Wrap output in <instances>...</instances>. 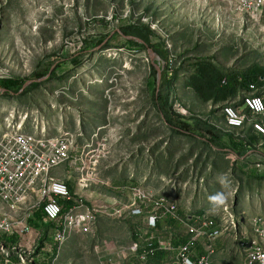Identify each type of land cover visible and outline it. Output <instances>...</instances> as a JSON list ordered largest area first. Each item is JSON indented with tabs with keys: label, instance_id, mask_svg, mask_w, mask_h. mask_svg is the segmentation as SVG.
I'll use <instances>...</instances> for the list:
<instances>
[{
	"label": "rangeland",
	"instance_id": "rangeland-1",
	"mask_svg": "<svg viewBox=\"0 0 264 264\" xmlns=\"http://www.w3.org/2000/svg\"><path fill=\"white\" fill-rule=\"evenodd\" d=\"M245 20L235 8L212 0H0V81L38 84L8 95L0 87V137L17 131L73 139L82 150L79 157L94 168L85 170L94 181L80 193L109 197L111 207L127 200L126 187L139 186L170 197L183 214L264 215V155L257 153H264V144L245 147L255 137L250 128L245 138L232 134L224 139L228 148L253 152L236 156L224 146L175 133L154 104L158 76L152 54L143 40L131 43L119 34L130 25L150 28L148 41L169 52L168 60L158 53L154 60L162 70L159 90H166L173 110L222 124L219 109L241 105L242 88L226 101L206 102L188 82L195 64L210 62L226 75L261 71L264 92V10L259 23ZM59 169L79 175L69 164ZM218 192L227 200L213 214L209 197ZM131 227L130 221L102 217L96 237L68 241L60 264H97L95 245H127ZM216 260L244 264L227 236L217 245Z\"/></svg>",
	"mask_w": 264,
	"mask_h": 264
},
{
	"label": "built area",
	"instance_id": "built-area-1",
	"mask_svg": "<svg viewBox=\"0 0 264 264\" xmlns=\"http://www.w3.org/2000/svg\"><path fill=\"white\" fill-rule=\"evenodd\" d=\"M212 1L235 8L246 24L259 23L264 10V0ZM240 96L241 105L226 103L219 109L223 123L213 126L242 138L250 127L264 138V94L250 83ZM81 152L69 137L49 139L17 131L0 137V264H60L68 241L75 235L96 237L102 217L130 221L132 235L127 245H95L97 264H217V245L224 236L233 238L244 264H264L262 216L183 214L170 197L139 186L126 187L127 200H116L112 207L81 202L80 210L64 212L74 195L53 172L69 164L79 174L77 186L88 188L94 179L84 173L94 168L86 166ZM41 209L44 218L33 226L31 220Z\"/></svg>",
	"mask_w": 264,
	"mask_h": 264
},
{
	"label": "trees",
	"instance_id": "trees-1",
	"mask_svg": "<svg viewBox=\"0 0 264 264\" xmlns=\"http://www.w3.org/2000/svg\"><path fill=\"white\" fill-rule=\"evenodd\" d=\"M120 31L124 36H133L135 38L143 40L145 45L149 48H152L155 53L160 54L166 60L169 59L168 50L160 49L158 45L152 44L148 41V37L152 31L147 26L130 25L120 28ZM129 41L131 43H134L133 40ZM103 42L104 40L100 43V45ZM86 48L87 44H84L83 49ZM72 57V60L76 62V58L74 56ZM58 67L59 65H57L56 68L52 71V75ZM194 68L196 69V72L189 80L188 86L193 87L206 102H209L211 100H216V102L219 100L226 101L229 98L236 97L240 89L242 88L243 90L245 89V87L247 88L250 83H255L257 85L260 84L261 77L263 75V73L259 70L249 71L242 77L238 73L226 75L210 62L197 63L195 64ZM153 72L157 75V70L154 67ZM164 74L166 75V71H164ZM175 77L176 76H174L173 78ZM24 83L25 82H21L20 80H3L0 81V87L5 90L3 94L11 93L12 91L18 94L22 90ZM37 85L38 84L36 82H33L30 87L24 89L22 92L29 90L31 87H36ZM156 91L157 89H155L154 91V104L163 117L165 123L175 133L187 135L190 137H198L204 142L208 143L211 147L216 149H222V147L224 146L226 150L233 152L237 156L246 155L245 151L242 154L237 152L233 148H228L227 145L224 144V138L228 136L227 133L222 132L200 117H184L183 115L173 110L166 90H160L158 93H156ZM249 143L250 145H252L251 141H249ZM72 206L73 203L69 202L64 212H68L72 208ZM43 215V210H38L35 213L34 219L31 220V224L37 226V221L42 219Z\"/></svg>",
	"mask_w": 264,
	"mask_h": 264
},
{
	"label": "crops",
	"instance_id": "crops-1",
	"mask_svg": "<svg viewBox=\"0 0 264 264\" xmlns=\"http://www.w3.org/2000/svg\"><path fill=\"white\" fill-rule=\"evenodd\" d=\"M244 90V89H243ZM240 94H241V91H240ZM263 94H264V92H263ZM211 125H213V123H210ZM248 128H250V127H248ZM251 130H252V128H250ZM247 130V129H246ZM253 131V130H252ZM246 132V131H245ZM253 133H254V136L255 137H253V136H251V137H249L248 138V141H251V143H252V145H250V143H249V145H248V143H246V145H245V147H247V148H249V147H256V148H259L260 146H262L263 144H264V138H262L260 135H258L256 132H254L253 131ZM228 136L227 137H230L232 134L231 133H228L227 134ZM233 137H234V135H233ZM256 137H258V138H260L261 140H262V144L261 143H259V144H257L256 142H257V140H256ZM226 138V137H225ZM224 138V139H225ZM250 139V140H249ZM241 148L243 149V146H241ZM229 151V150H228ZM237 151V150H236ZM246 152V155L248 154V152H249V154H253V152H251V151H246V150H243V152ZM231 152V151H230ZM238 152V151H237ZM233 153V152H232ZM257 153H259V154H262V155H264V153L262 152V151H258ZM234 154V153H233ZM235 155V154H234ZM245 155V156H246ZM237 156V155H236ZM60 168V167H59ZM59 168H57L58 169V171L55 173L56 174V178H58V179H61V180H64L66 183H67V185H68V187H69V189H70V191H72V194L74 195V199L73 200H71V201H69V202H72L73 203V206H72V208L73 207H75V208H78V206L80 205V203L81 202H83L85 205H87V206H93V205H100V204H104V203H109V201L111 200H109V197H106V196H104V195H97V194H95V193H92V194H89V198L87 199V197L86 198H84V194H82V193H80V191L81 190H87L88 188H85V189H83V188H79L78 186H77V183H76V177H74V178H72L73 176L70 174V173H72V172H68V174H66L65 173V170H63V169H59ZM71 168H73L74 169V171H75V168L74 167H71ZM75 173V172H74ZM73 179V180H72ZM113 199V198H112ZM121 199V198H120ZM113 200H115V199H113ZM118 200V199H117ZM69 202H67V205H68V203ZM81 208H78V210H80ZM181 211V210H180ZM187 212H199V211H191V210H189V211H187ZM182 213V212H181ZM262 217H264V215H261ZM253 217H260V216H253ZM43 218H44V215H43V217H42V219H40V220H43ZM247 218V217H246ZM248 218H250V217H248ZM40 220H38V221H40ZM37 221V222H38ZM34 226V225H33ZM219 244H220V242H219Z\"/></svg>",
	"mask_w": 264,
	"mask_h": 264
},
{
	"label": "water",
	"instance_id": "water-1",
	"mask_svg": "<svg viewBox=\"0 0 264 264\" xmlns=\"http://www.w3.org/2000/svg\"><path fill=\"white\" fill-rule=\"evenodd\" d=\"M119 34L122 35V32L119 31ZM122 36L125 37L128 40H138V41L142 42L141 40H139L138 38H135L133 36H124V35H122ZM148 51L152 54V62H153V65L155 66V68L157 70V76H158L157 77V85H158V89H157L156 93H158L160 91L159 90V85H160V81H161L162 70L159 67V64L156 62V60H154V56L156 55L154 50L152 48L148 47ZM50 74H51V72H50ZM34 81H37V80H28L27 82H25L23 87H22V90L20 92H22L27 87V85L32 84ZM4 92H5V90H4Z\"/></svg>",
	"mask_w": 264,
	"mask_h": 264
},
{
	"label": "clouds",
	"instance_id": "clouds-1",
	"mask_svg": "<svg viewBox=\"0 0 264 264\" xmlns=\"http://www.w3.org/2000/svg\"><path fill=\"white\" fill-rule=\"evenodd\" d=\"M223 183V181H221ZM227 197L225 193L218 192L212 196L209 197V212L215 214L225 203H226Z\"/></svg>",
	"mask_w": 264,
	"mask_h": 264
}]
</instances>
